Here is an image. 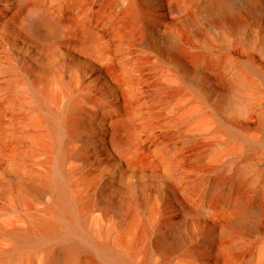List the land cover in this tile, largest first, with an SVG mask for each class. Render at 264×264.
I'll return each mask as SVG.
<instances>
[{
	"label": "rangeland",
	"instance_id": "obj_1",
	"mask_svg": "<svg viewBox=\"0 0 264 264\" xmlns=\"http://www.w3.org/2000/svg\"><path fill=\"white\" fill-rule=\"evenodd\" d=\"M80 1L0 0V264H109L62 222L40 244L8 254L13 232L28 228L31 216H59L46 209L52 186L42 194L31 189L32 177L46 174L76 209V222L134 264L147 253L150 264H215L221 249L229 264H264V231L246 230L236 216L250 198L234 179L217 183L221 173L244 175L250 191H264V57L257 50L264 9L254 20L244 4L245 24L205 25V36L198 15L192 23L172 16L164 0ZM181 1L190 8L196 2ZM33 6L60 29L41 40L31 34ZM145 25L157 32L155 40L141 37ZM163 33L212 61L225 54L222 73H238L236 88L216 91L197 66L184 72L169 51L161 55ZM44 57L53 61L45 71L35 68ZM103 86L117 87L112 93ZM101 96L114 115L129 114L131 128L114 132L106 120L92 128L86 111ZM159 234L185 239L163 254L153 248ZM74 242L82 247L57 262Z\"/></svg>",
	"mask_w": 264,
	"mask_h": 264
},
{
	"label": "bare ground",
	"instance_id": "obj_2",
	"mask_svg": "<svg viewBox=\"0 0 264 264\" xmlns=\"http://www.w3.org/2000/svg\"><path fill=\"white\" fill-rule=\"evenodd\" d=\"M163 0H156L152 1L153 6H157ZM238 5H233V7H228L227 2L229 0H196L193 7H189V5L181 0H164L163 6L169 11V14L172 16H177L182 14L185 19H188L189 22L191 17H196L198 15L199 20L204 23V26L200 27L198 30L199 34H204V27L205 25L208 28H222L226 26H230L232 28H236L239 25L246 23V18L243 16L242 7L244 4L246 5L245 8L248 10L254 20L259 18V14L263 12L264 9V0H237ZM80 0H76V3H80ZM243 3V4H242ZM242 4V5H240ZM215 5V6H213ZM242 6V7H241ZM131 18H134V13L131 12ZM153 19L156 22L160 21L158 15L153 14ZM28 30L36 36L37 39H46L47 37L53 35L56 31L60 29V23L51 22L43 13L35 6L31 10V13L28 16ZM44 22L47 24V28L45 31H41L39 25ZM192 23V22H191ZM211 25V26H210ZM86 32V37L88 41H92L94 36L92 32L88 28L82 29ZM131 33V31H127ZM157 32L153 28H149V26L145 25L143 29L140 31V35L145 40H155ZM159 35L161 33H158ZM166 34L163 33V38L157 42L158 45L163 46L164 50L161 51V55L166 54L167 51L171 53V56L177 59V65L184 72H191L194 66L198 67V72H200L204 78L208 79L212 82L213 88L216 91H220L222 93H229L233 91L237 83L239 81L238 73H234L233 70L226 72L227 74L222 73V68L224 62L226 61V55L221 54L217 58L216 61L210 60L209 56L199 50H193L189 46L181 43V41L177 37H165ZM169 38H172L169 39ZM167 44V45H166ZM37 43H34L33 46L37 48ZM242 46L247 47L249 46L248 43L242 44ZM42 50V49H41ZM259 54L264 57V41L260 44V47L257 49ZM53 61L52 58H42L39 61L34 62L35 68L41 69L45 71V66L48 62ZM232 66V63H231ZM230 66V67H231ZM208 69L209 71H205ZM231 69H236L234 66ZM40 74V71L38 72ZM131 79V80H130ZM129 82H133V77H128ZM12 81V80H11ZM11 84V82L9 83ZM117 86H110L105 87L103 89L107 92L114 93V90ZM91 88L96 89L94 85ZM42 92H47V85L43 86L40 89ZM105 100L101 96L100 101L92 99L94 104V108L91 110L86 111V115H89L91 118L92 128H98L100 126L105 125L103 120H106L108 126L112 129V131H118L120 126L131 128L132 122L129 114L123 115L118 117V115H114V109L111 108L109 103L111 102H104ZM85 115V114H84ZM67 119L62 118L59 122L60 126L67 125ZM114 131V132H115ZM115 140L119 141L117 133L115 134ZM62 156L59 157L60 161L62 160ZM62 174H60V178ZM224 178V179H223ZM219 183L221 180H232L236 182L237 188L240 189L243 193L244 200L246 198H250V203L245 207L238 206L236 216L241 225H243L246 230L252 233H260L264 231V191L258 192L256 190L250 191L249 190V180L244 175L235 176L233 174L226 175L221 173L218 175ZM234 179V180H233ZM31 189L34 190L36 193H44L46 190V186H52L54 188V195L51 198L50 205L46 206L47 210H52L55 208L57 210L58 217H41L35 218L33 216L30 217V226L24 229H17L13 232L16 238V244L12 245L7 252L11 257L16 256L19 252L24 249H27L33 245L40 244L41 241L45 240V238L50 237L57 233L56 230V223H63L68 226V234L71 236L77 235L79 233L86 236L89 240H91L92 244L96 247L98 255L103 257L109 264H134L128 258L113 252L109 249V245L107 240L102 238H95L94 235L85 230L82 224L76 222V209L72 207L71 201L66 196L64 190L61 188L58 181L52 179L49 174L44 175L43 177L40 176H33L31 180ZM173 182V180H172ZM172 192L178 191L176 187H170ZM209 190V189H208ZM206 191V190H205ZM213 191V190H212ZM207 192V191H206ZM211 192V191H210ZM209 193V192H207ZM207 195V194H206ZM210 213V212H209ZM217 223H221L220 219H216ZM185 238L182 236L177 240H173L168 237H163L162 235H158V237L154 240L153 248L156 251H159L163 254H167L177 246H179L180 242ZM78 241V240H77ZM44 243V242H42ZM72 244V245H71ZM70 244V248H68L67 253L64 257L61 254L55 257L57 262H61L63 259L71 256L73 252L79 250L82 246L79 242H74ZM226 250L221 249L219 250V259L215 264H229ZM161 261L159 264H161ZM84 264V262H81ZM138 264H150L148 260V253L145 257L140 261Z\"/></svg>",
	"mask_w": 264,
	"mask_h": 264
}]
</instances>
